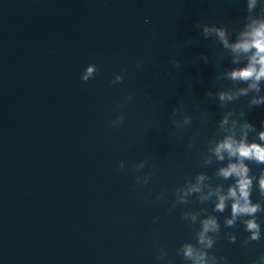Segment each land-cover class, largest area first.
I'll return each mask as SVG.
<instances>
[{"label":"water","instance_id":"water-1","mask_svg":"<svg viewBox=\"0 0 264 264\" xmlns=\"http://www.w3.org/2000/svg\"><path fill=\"white\" fill-rule=\"evenodd\" d=\"M247 4L0 0V264H193L185 244L206 264H264V211L251 241L253 217L228 226L232 199L215 210L236 186L220 169L238 161L214 152L228 136L264 151V103H252L264 78L258 91L232 80L251 53L195 27L222 28L234 44L264 18V0ZM243 163L264 209V163ZM208 217L220 226L212 249L197 242Z\"/></svg>","mask_w":264,"mask_h":264},{"label":"clouds","instance_id":"clouds-1","mask_svg":"<svg viewBox=\"0 0 264 264\" xmlns=\"http://www.w3.org/2000/svg\"><path fill=\"white\" fill-rule=\"evenodd\" d=\"M257 0H248L247 9L251 11L256 6ZM197 29H203V35L205 37L212 33H215L219 40L223 43L225 48H230L237 56L241 53H251L248 56V63L243 68L235 69L229 72L227 75L232 80L249 81L252 83L249 85L251 89H258V82L264 78V18L252 19L246 23L245 30L239 34L238 42L229 44L226 32L222 28L208 27L202 25L200 22L195 24ZM234 62H237L234 60ZM175 67H179L178 61L172 62ZM97 69L96 66L90 65L80 78L82 81L87 82L89 79L94 78ZM124 79L123 74H118L111 81L112 84L121 83ZM248 89H241L240 94H247ZM233 97L226 93L220 94V99L231 100ZM129 100L132 99L130 95ZM253 104L264 103V98L254 99ZM175 111V110H174ZM125 117L123 114L119 115L116 120L113 121L114 126H118L123 123ZM226 123V121H225ZM260 139L264 140V132L259 134ZM215 155L218 159L223 160V153H227L229 157H235L237 163H230L227 167L221 168L219 174L225 179L229 177L236 178V186L230 187L227 196L220 195L219 201L215 205V210L223 212L226 207V201L232 199L233 204L231 206V219L226 220L228 226H233L237 217L251 216L253 219L245 220V230L251 232L250 240L259 241L261 239V227L255 220V216L258 212L264 211L259 204H252L250 200L251 180L248 178V168L243 163L244 160H254L257 163H264V151L260 146L249 145L244 141H236L231 136L226 137L222 142L218 143L214 149ZM122 168V165H121ZM203 179V177H200ZM139 183V181H137ZM198 190V189H196ZM261 193L264 194V180L260 182ZM195 220V216L192 217ZM202 230L197 234L198 243L205 245L208 249H212L215 241L209 237L208 233H219L220 226L215 217H208L201 221ZM230 241L235 242L234 238H230ZM183 255L185 259L191 260L193 264H206L205 257L206 252L203 249H197L191 244H185L183 246ZM223 259V258H222ZM264 260V255L260 257ZM215 260V257H213Z\"/></svg>","mask_w":264,"mask_h":264}]
</instances>
